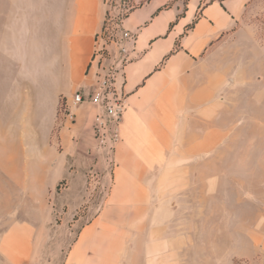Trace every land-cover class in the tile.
<instances>
[{"label":"crops","instance_id":"obj_1","mask_svg":"<svg viewBox=\"0 0 264 264\" xmlns=\"http://www.w3.org/2000/svg\"><path fill=\"white\" fill-rule=\"evenodd\" d=\"M246 2L147 0L121 19L122 33L132 36L121 40L126 50L105 45L124 101L120 141L106 197L90 203L98 209L80 224L85 216L76 218V208L91 189L84 171L94 143L93 110L72 109L75 122L58 130L61 151L48 141L60 92L69 98L92 90L103 76L94 53L105 1L7 0V10L0 7V47L46 48L42 60L61 64L62 73L50 89L36 87L29 97L0 96V211L7 204L26 207L24 215L0 214V264H199L197 234L180 196L197 170H209L200 160L228 152L231 66L216 50ZM45 95L52 97L49 107ZM12 104L17 107L8 111ZM16 143L27 144L30 162H22ZM54 158H66V170H51ZM7 160H14L13 170ZM66 226H76L71 241Z\"/></svg>","mask_w":264,"mask_h":264},{"label":"rangeland","instance_id":"obj_2","mask_svg":"<svg viewBox=\"0 0 264 264\" xmlns=\"http://www.w3.org/2000/svg\"><path fill=\"white\" fill-rule=\"evenodd\" d=\"M104 1L107 14L94 53V65L100 70L99 75L115 67L105 45L116 43L120 51V21L133 6H138L144 0ZM0 7L3 12L6 11L7 0H0ZM221 39L225 41L218 46L216 55L227 56L226 65L231 66L229 101L232 107L227 118L232 125L231 139L225 144L228 152L224 158L209 162L200 160L199 166L209 170H197L192 181H188L187 187L190 183L194 184L182 191V214L188 217V225L197 234L198 254L193 256V261L197 258L199 264H264V0H247L236 26ZM33 49L0 47L2 98H26L36 87L50 89L59 81L61 64L42 60L47 59L49 51L46 48ZM57 54L52 52L53 59ZM37 58L39 60L36 61ZM64 89L66 91V84ZM45 98V106L49 107L52 97L45 95ZM65 98L66 93L60 92L48 141L55 151L62 150L57 134L61 127L66 128V118L61 112ZM24 106L30 109L29 103L27 105L26 102ZM16 107L12 104L7 110L14 111ZM35 126L40 128L39 139H42V123L36 121ZM93 142L88 147L90 159L84 171L91 189L86 192L87 201L76 208V218L85 216L77 224L83 223L87 216L98 209V205H90L93 200L98 204L106 197L108 173L114 163L110 154ZM34 144L36 147L40 145L37 140ZM10 145L7 143L8 147ZM16 146L21 150L22 162L33 159L25 152L26 143H16ZM63 162L62 158H54V168L51 170H66V158ZM7 167L13 170L14 160H7ZM105 174L108 175L107 183L102 181ZM65 184V179L60 180L58 191ZM96 185L99 189L94 187ZM21 209L22 212L7 204L1 208L0 214L24 215L26 207ZM75 233L76 226H66V239L71 241ZM207 250L209 254H206Z\"/></svg>","mask_w":264,"mask_h":264},{"label":"built area","instance_id":"obj_3","mask_svg":"<svg viewBox=\"0 0 264 264\" xmlns=\"http://www.w3.org/2000/svg\"><path fill=\"white\" fill-rule=\"evenodd\" d=\"M122 39L131 40L132 36L128 32H123ZM121 44L122 42L119 44V49L124 52L126 47ZM116 73L117 69L110 67L94 89L74 91L69 98H65L61 108L63 116L70 123L75 122L73 108L80 106L91 108L93 110L91 122L93 140L98 148L105 150L111 158L120 141L119 124L124 111L123 98L117 92L115 85Z\"/></svg>","mask_w":264,"mask_h":264},{"label":"trees","instance_id":"obj_4","mask_svg":"<svg viewBox=\"0 0 264 264\" xmlns=\"http://www.w3.org/2000/svg\"><path fill=\"white\" fill-rule=\"evenodd\" d=\"M147 0H144L142 3H140L138 6H140V5H142L144 2H146ZM138 6H133L129 11H131L132 9H134V8H136V7H138ZM128 11V12H129ZM128 12L123 16V18L128 14ZM122 18V19H123ZM189 27H191V26H189ZM103 29H104V25H103V28H102V31H103Z\"/></svg>","mask_w":264,"mask_h":264}]
</instances>
